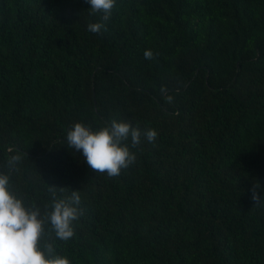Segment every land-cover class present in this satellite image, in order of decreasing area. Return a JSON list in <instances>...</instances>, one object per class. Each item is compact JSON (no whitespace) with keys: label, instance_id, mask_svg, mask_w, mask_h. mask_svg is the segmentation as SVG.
Wrapping results in <instances>:
<instances>
[{"label":"trees","instance_id":"obj_1","mask_svg":"<svg viewBox=\"0 0 264 264\" xmlns=\"http://www.w3.org/2000/svg\"><path fill=\"white\" fill-rule=\"evenodd\" d=\"M89 7L0 0L10 191L41 215L79 192L74 236L49 241L70 264H264V0H116L100 33ZM112 119L158 136L109 178L66 134Z\"/></svg>","mask_w":264,"mask_h":264},{"label":"clouds","instance_id":"obj_2","mask_svg":"<svg viewBox=\"0 0 264 264\" xmlns=\"http://www.w3.org/2000/svg\"><path fill=\"white\" fill-rule=\"evenodd\" d=\"M89 15L99 17L98 22L88 23L91 33L106 32L107 22L112 16L116 0H85ZM146 60H154L159 55L151 49L143 53ZM160 92L167 104L174 102L167 86H161ZM153 143L158 133L154 129H145L130 122L112 119L104 126L93 130L83 123H75L66 134V144L70 149L82 153L83 160L95 173L107 174L109 178L118 177L122 169H127L136 161V154L131 151L141 144V136ZM130 140V145L128 141ZM19 156L9 159V166L19 162ZM10 178L0 172V264H70L67 257L57 255L51 240L55 238L68 241L74 236L73 222L83 215L78 191H72L66 199L53 200L51 211L41 215L35 205L25 206L24 201L10 191ZM258 184H253L252 199L261 200L257 192ZM50 231L45 232V226Z\"/></svg>","mask_w":264,"mask_h":264}]
</instances>
